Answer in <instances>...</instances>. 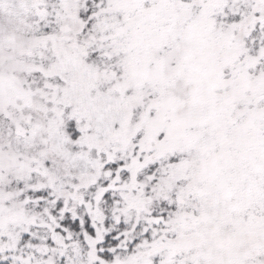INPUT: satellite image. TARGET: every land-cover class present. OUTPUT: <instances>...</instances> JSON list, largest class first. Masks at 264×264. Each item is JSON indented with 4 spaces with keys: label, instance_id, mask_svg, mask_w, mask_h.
<instances>
[{
    "label": "snow or ice",
    "instance_id": "6c2138e0",
    "mask_svg": "<svg viewBox=\"0 0 264 264\" xmlns=\"http://www.w3.org/2000/svg\"><path fill=\"white\" fill-rule=\"evenodd\" d=\"M0 264H264V0H0Z\"/></svg>",
    "mask_w": 264,
    "mask_h": 264
}]
</instances>
